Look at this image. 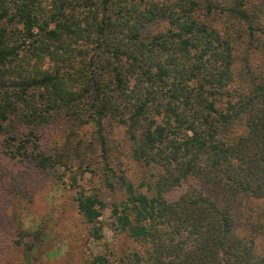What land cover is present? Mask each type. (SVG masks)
Segmentation results:
<instances>
[{
	"label": "trees",
	"instance_id": "obj_1",
	"mask_svg": "<svg viewBox=\"0 0 264 264\" xmlns=\"http://www.w3.org/2000/svg\"><path fill=\"white\" fill-rule=\"evenodd\" d=\"M47 183L101 245L68 264H264V0H0V204Z\"/></svg>",
	"mask_w": 264,
	"mask_h": 264
},
{
	"label": "rangeland",
	"instance_id": "obj_2",
	"mask_svg": "<svg viewBox=\"0 0 264 264\" xmlns=\"http://www.w3.org/2000/svg\"><path fill=\"white\" fill-rule=\"evenodd\" d=\"M53 141L51 135V140L46 142V148H51ZM33 164L30 161L9 165L17 174L21 172L26 174L35 171ZM39 191L35 203L25 201L24 207L16 206L6 199L0 204V248L4 264H24L22 247L16 241V220L28 229H36L43 223L48 225V239L39 252H35L31 264H68L66 260L68 256L78 263L84 250L89 251L91 248L96 252L101 248V245L95 244L92 240L86 241V225L78 214L67 187L60 185L57 189L56 185L47 183ZM33 204L34 208H31ZM103 221L106 240L111 242L114 233L108 225L110 221L108 212L104 215Z\"/></svg>",
	"mask_w": 264,
	"mask_h": 264
}]
</instances>
